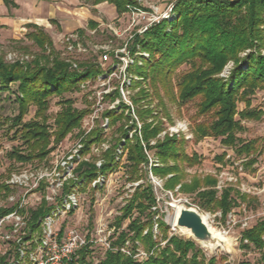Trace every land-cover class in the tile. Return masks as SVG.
Instances as JSON below:
<instances>
[{"label": "trees", "instance_id": "1", "mask_svg": "<svg viewBox=\"0 0 264 264\" xmlns=\"http://www.w3.org/2000/svg\"><path fill=\"white\" fill-rule=\"evenodd\" d=\"M87 1H91L93 5L109 2L115 5L118 13L126 12L129 6L139 4L137 0ZM4 2L7 5L12 3L10 0ZM173 12L176 14L175 18L153 23L134 39L150 53L146 62V76H150L155 85L162 84L167 94L173 92L175 99L178 98L181 102L194 101L196 113L193 117V133L196 141L206 136L220 137L223 144L234 148L238 155H250L257 150L255 141H242L237 134L243 130L242 120L260 119L263 113L262 109L251 106L250 98L257 89H264V0H176ZM28 27L30 31L26 36L41 50L51 48L53 55H41L30 62L14 63H7L0 56V89L10 90L11 85L17 83L20 93L17 97L19 114L7 120L11 122L10 129H15L14 137L22 139L25 145L14 147L8 155L23 163L45 159L79 125L86 111L75 109L70 99L64 101L53 130L47 123L46 111L51 96L75 88L91 71L87 68L85 72L73 69L53 50L51 36L43 27L34 23H30ZM230 62H233V67L229 75H222ZM184 64L188 68L178 71ZM157 94L160 104H163V97L158 92ZM239 102L246 104L242 110L238 109ZM32 104L37 105V115L42 119L24 121V115ZM149 111L150 109H141L139 114L143 118ZM110 115L113 121L121 117L114 113ZM237 115L239 119L236 118ZM199 118L204 120L197 121ZM162 129L160 123H145L142 135L135 133L132 137H129L125 129L121 130L119 137H114L115 142L112 140V145L104 152L101 167H97L95 163L83 162L77 169L79 176L84 177L86 184H89L100 173L106 174L115 168L118 165L116 147L124 137L128 147L130 180L148 175L144 167L149 160L144 141L148 149L156 150L162 162V165L153 166L152 171L158 176L167 177L164 184L166 188L174 189L181 183L182 191L197 192L202 207L211 211L219 209L224 218L237 204V199L241 202L249 201L247 195L232 187L225 188L220 196L217 195L214 188L217 183L215 176L208 175L203 179L195 177L191 182L187 181L186 168L200 163L201 157L197 152L190 154L185 150V137L178 138L168 133L163 138L158 137ZM102 139L103 134L96 129L87 140L84 152L89 150L92 141ZM153 139H156L155 144H151ZM220 158L222 160L223 157ZM256 160V157L250 158L244 165L249 168ZM86 184L81 188L86 189ZM71 186L72 182L67 183L64 192L70 191ZM3 191L11 192L10 186L0 182V195ZM156 200L152 185L141 184L122 207L123 213L117 219V227H121L123 220L132 215L134 208L141 211L140 215L130 219L127 228L111 241L110 248L99 262L95 263L90 243L79 248L71 258L64 259L63 264H218L217 257H208L193 239L176 233L169 235V225L163 219L157 221L160 235L156 236L153 232L154 210H151ZM16 207L14 205L2 209L0 215ZM52 208L53 205L44 200L37 207L28 210L25 240L32 238L35 232H41L39 220ZM21 212L25 213L26 210L22 209ZM144 213L147 215L146 219L141 218ZM128 239L131 240L130 255L120 250ZM246 239L248 242L244 246L261 251V264H264V218L243 231L242 241ZM163 241H166L165 244H162ZM138 243L148 251L145 259L135 257ZM35 245L33 243V247ZM6 258L2 256L0 261L5 262Z\"/></svg>", "mask_w": 264, "mask_h": 264}, {"label": "rangeland", "instance_id": "2", "mask_svg": "<svg viewBox=\"0 0 264 264\" xmlns=\"http://www.w3.org/2000/svg\"><path fill=\"white\" fill-rule=\"evenodd\" d=\"M73 1L65 0L69 6H86L92 11V17L87 19L84 26L63 34L57 33L59 32L58 28L54 31L56 34L50 32L49 29L44 28V30L51 36L53 50L62 60L80 72H85L86 68L91 71L87 77L79 81L75 88L49 98V106L46 111L47 123L51 125V130L56 127L57 114L61 111L66 99L72 101V106L75 109L86 112L79 125L74 127L45 159H36L26 163L18 162L11 159L8 153L14 147L25 145H23L22 139L14 137L15 129H10L11 122L7 120V118H13L19 114L17 97L20 93L18 84H12L10 90L0 89V182L7 183L11 190V192L3 191L0 195V203L3 204L0 207V214L2 209L16 206L18 199L27 202L24 205L26 211L37 207L44 200L48 202L45 199L47 189L42 191L35 188L32 191L29 190L28 186H20L18 183L12 185V179H18L14 178V174L21 176V174L26 173V169L51 167V165L54 166L59 162L61 164L65 161V155L69 153L68 150H74L76 146L81 144L80 153L82 157H88V159L81 158L76 162L75 173L80 177L77 169L83 162L95 163L97 167H101L98 166V161L101 160L103 163L104 152L112 145L114 137H119L124 129L129 137L135 133L141 136L145 123L153 125L160 123L163 129L158 137L163 138L166 133L178 138L185 137L187 139L185 150L190 154L197 152L201 157L200 163L186 168L187 181L191 182L195 177L203 179L208 175L215 176L217 183L214 188L217 190V195L220 196L225 188L232 187L241 194L247 195L249 201L241 202L240 199H237V204L224 218L221 210L211 211L202 207L197 192L182 191L180 189L181 183L174 189L166 188L164 184L167 177L158 176L152 171L153 166L162 165V162L156 154V150L148 149L144 141L142 142L149 159L148 164L144 167L145 170L147 169L148 175L141 179L130 180L128 147L125 145L126 139L122 137V142L117 144L115 153L118 165L106 174L100 173L106 176L107 182L104 183V186L94 187L92 183L86 184L84 177H80L83 181L77 186L81 190L82 203L76 210L59 219L58 228L62 229L65 226L63 231L65 234L76 231L94 239L92 243L93 258L97 263L104 256L105 251L110 248L108 244H111V241L116 238L120 231L127 228L130 219L140 215L141 211L134 208L132 215L123 220L121 227H117V219L123 213L122 207L126 205L128 199L133 196L141 184L148 183L152 185L157 196L156 204L151 209L154 210L153 232L157 237L160 235L158 219H163L169 225V235L179 234V229L174 225L175 205L184 203L195 206L207 214L214 226L219 227L226 236L235 239L231 253L221 248L212 251L200 245L208 257L216 256L218 264H261V251L254 247L244 246L248 240L242 241V233L245 229L256 224L258 220L264 218V89H257L250 98L252 107L262 109L261 118L242 120L243 130L237 134L242 141H255L257 148L255 152L248 156L245 153L238 155L234 148L223 144L220 137L206 136L200 141H196L193 133L195 124L193 117L196 113L194 101L181 102L177 100L178 98H174L173 92L167 94L166 88L162 84L155 85L153 79L146 76L147 59L142 58L141 55H138V59L136 58L134 63H129V67L121 59L124 55L134 53L137 49L136 44L141 45L140 42L134 41L135 38L130 43L127 42H129L130 35L143 27L149 20H138L137 18L134 22L133 13L130 9L118 13V11H109L111 9L109 7L108 10L100 12L96 8L98 4L93 5L91 1L79 0L76 2L78 4H74ZM175 1L142 0L138 2L137 6L147 11L152 19L157 17V22H159L162 19L171 20L176 17L171 18ZM111 5L115 7V5ZM7 6L10 12V4ZM16 12L19 11L16 10ZM28 31H30L29 28L25 30L26 33ZM26 33L20 38H12L10 26L5 22L0 24V56H3L7 63L30 62L41 55H53L51 48H47L46 51L41 50L26 36ZM69 40L77 46L74 53L72 50L68 51ZM104 53H108V61H102ZM262 53L264 54V49ZM117 54L120 58L117 57ZM232 67L233 62H230L222 75L228 76ZM187 68L188 65L184 64L178 71ZM114 72H117V75H113ZM174 91L176 93V88ZM157 92L163 97V104H160V97ZM245 105V102H239L238 109L242 110ZM37 109V105L32 104L23 120H41L42 118L37 115ZM141 109H150V111L142 118L139 114ZM110 113L121 117L113 121ZM236 118L239 119V115ZM199 120H204V118H199L197 121ZM96 129L101 131L103 139L92 141L89 150L84 152L87 140ZM155 143L156 139H153L151 144ZM103 144L108 145V147L105 148ZM97 147H100L99 150L95 149ZM220 157H223L222 160ZM253 157H256L257 160L251 167L247 168L244 162ZM157 163L158 165H156ZM168 176L170 177L171 174ZM232 176L237 180H232ZM83 184L87 185L86 189L81 188ZM61 192L64 190L58 191L57 197L61 195ZM11 196L15 197L14 202L9 200ZM27 217L29 219V214ZM141 218L146 219L147 215L141 214ZM8 222H13V219L8 220ZM22 226L23 228L19 226L21 229L18 232H11L12 229L10 230L9 226L4 227V232L11 233L12 241L1 243L2 253L10 252V249L14 251L16 248L14 240L18 239L19 234L24 231L25 225ZM165 242L163 241L162 244ZM25 247L33 252L36 257H41V252L38 249L34 250L29 242ZM121 248H126L132 252L131 240L128 239L120 247V250ZM140 250L148 253L142 244H139L137 253ZM1 257L2 255H0ZM135 257L142 259L140 256Z\"/></svg>", "mask_w": 264, "mask_h": 264}, {"label": "built area", "instance_id": "3", "mask_svg": "<svg viewBox=\"0 0 264 264\" xmlns=\"http://www.w3.org/2000/svg\"><path fill=\"white\" fill-rule=\"evenodd\" d=\"M137 1L140 2L142 0ZM129 9L133 13L134 22L137 20V18L138 20L147 19L149 20V22L145 23L143 27H140V29H137L135 33L130 35L129 42L127 43H130V41L135 38V35L137 33H144L149 26L158 21L157 17L152 19V17L149 16L150 14H148L147 11L142 9L140 6H129ZM173 16H176L174 12L171 18H173ZM67 47L69 49L68 51L72 50L73 53L74 51L76 52L77 46L75 44H72L70 40L67 44ZM136 47L137 49L134 51V53H130L121 57V59L125 61L128 67L129 63H134L136 61L138 55H141V57L144 59L150 58V53L148 51H144L141 45L136 44ZM117 53L119 54V52ZM118 54L117 57L120 58ZM108 60V53H104L102 61ZM118 69L119 67L116 70L118 71ZM113 75H117V72H114ZM103 146L105 148L108 147V145L105 144H103ZM81 147L82 145L79 144L75 147L74 150H68L69 153H65L66 159L61 164L59 162L54 166L51 165V167H39V170L36 168L26 169V173L21 174V176L14 174V178L16 177L18 179H12V185H14V183H18L20 186H28L29 190L32 191L35 188H37V190L41 189L42 191L47 189V192H45V199H47L48 202L53 205V208L40 218L39 222L41 224V232H35L34 234H32V238L28 240L24 239V235L28 231L27 215L29 214V212H21L22 209H25L24 205L27 203L25 200L18 199V203H16L17 207L14 210L0 216V255L7 257L6 261H0V264H48V262H51V264H63L64 259L71 258V256H73L79 248L94 242V239L88 238L87 235H82L81 233H78L76 231H70L67 234H61V229L58 228L59 219L65 214L76 210L77 207L82 203V196L80 194L81 190L77 185L80 184L83 179L81 180V178L76 175L75 169L77 165L76 162L78 160H80L81 158L88 159V157H82L80 153ZM99 148L100 147H97L95 149L99 150ZM119 152L121 151L119 150ZM101 165L102 161L99 160L98 166ZM156 165H158V163ZM31 177L33 179H30ZM231 179L237 180V178L233 176L231 177ZM70 180L73 182L71 190L68 192H61V195L57 197L58 191H63L65 188V184ZM106 182V176L100 174L96 179L93 180L92 184L94 187H97L98 185L104 186V183ZM9 200H12L14 202L15 197L11 196ZM2 205L3 204L0 203V207ZM11 219H13V222L9 223L8 220ZM23 224L25 225L24 231L19 234L18 239L14 240V244L16 246L13 251L14 253L12 254V249H10V252L6 251L5 253H2L3 251L1 248V243L4 241H12L11 233L4 232V227L9 226L10 230L12 229L11 232H18L21 227L23 228ZM28 242L32 244V246L33 243L36 244L33 249H38L41 252L40 258L36 257L33 252L26 249L25 246ZM108 246L110 247V244H108ZM121 250L128 254H132V252L127 250L126 248H121ZM135 256H140L142 259H144L148 256V253L140 250L139 253L135 254Z\"/></svg>", "mask_w": 264, "mask_h": 264}, {"label": "crops", "instance_id": "4", "mask_svg": "<svg viewBox=\"0 0 264 264\" xmlns=\"http://www.w3.org/2000/svg\"><path fill=\"white\" fill-rule=\"evenodd\" d=\"M10 12L4 0H0V24L10 26V36L20 38L25 35L30 23L37 24L59 34L84 26L92 11L86 6H69L65 0H10ZM79 0H74V4ZM78 4V3H76ZM117 12L116 7L108 2L99 3L96 8ZM114 9V10H113ZM18 10L19 12H16ZM6 15V16H3ZM54 23V24H53ZM24 30V31H23Z\"/></svg>", "mask_w": 264, "mask_h": 264}, {"label": "water", "instance_id": "5", "mask_svg": "<svg viewBox=\"0 0 264 264\" xmlns=\"http://www.w3.org/2000/svg\"><path fill=\"white\" fill-rule=\"evenodd\" d=\"M174 224L179 229V235L193 239L202 247L212 251L221 248L232 252L235 239L221 235L222 230L214 226L209 216L195 206L178 204Z\"/></svg>", "mask_w": 264, "mask_h": 264}, {"label": "bare ground", "instance_id": "6", "mask_svg": "<svg viewBox=\"0 0 264 264\" xmlns=\"http://www.w3.org/2000/svg\"><path fill=\"white\" fill-rule=\"evenodd\" d=\"M177 205H178V204H176V205H175V206H176V208H175V209H177ZM174 225H175V224H174ZM221 235H223V236H224V235H225V232H223V231H222V232H221Z\"/></svg>", "mask_w": 264, "mask_h": 264}]
</instances>
